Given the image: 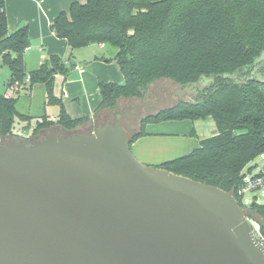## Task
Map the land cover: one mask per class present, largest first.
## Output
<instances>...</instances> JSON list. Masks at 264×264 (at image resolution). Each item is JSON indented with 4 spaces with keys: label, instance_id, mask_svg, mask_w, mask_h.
I'll return each instance as SVG.
<instances>
[{
    "label": "water",
    "instance_id": "obj_1",
    "mask_svg": "<svg viewBox=\"0 0 264 264\" xmlns=\"http://www.w3.org/2000/svg\"><path fill=\"white\" fill-rule=\"evenodd\" d=\"M174 100L159 81L89 133L0 142V264H264L231 194L131 152L140 121Z\"/></svg>",
    "mask_w": 264,
    "mask_h": 264
},
{
    "label": "trees",
    "instance_id": "obj_2",
    "mask_svg": "<svg viewBox=\"0 0 264 264\" xmlns=\"http://www.w3.org/2000/svg\"><path fill=\"white\" fill-rule=\"evenodd\" d=\"M5 1L0 0V59L10 70L8 87L44 85L45 102L59 106L54 119L35 118L29 137L58 126L70 133L89 117L72 119L53 95L57 74L65 63L51 56L26 73L23 54L29 47L28 27L8 31ZM50 30L72 49L91 45L115 49L114 61L122 84L98 83L95 113L116 110L121 99L142 100L153 83L168 80L189 100L146 116L131 142L144 135L147 122L211 121L214 133L199 140L188 154L165 161L159 168L231 194L243 171L264 154V0H81L59 12ZM17 98L0 94V139L17 137L14 126L30 125L32 117L16 110ZM264 240V203L247 211Z\"/></svg>",
    "mask_w": 264,
    "mask_h": 264
},
{
    "label": "crops",
    "instance_id": "obj_3",
    "mask_svg": "<svg viewBox=\"0 0 264 264\" xmlns=\"http://www.w3.org/2000/svg\"><path fill=\"white\" fill-rule=\"evenodd\" d=\"M4 1L8 31L13 32L19 29L22 23H28L26 25L28 27V39L33 40L35 44L40 45L39 51H44V49H46L47 54L46 56H43L39 66L42 63L48 61L51 56L59 57L61 61L65 63V66L70 65V58L73 53H75L77 50L90 47L88 46L85 48L72 50L67 46L64 40L58 39L50 30V23L52 22L53 18L59 12L66 11L63 8H60L61 1L60 3L59 0ZM73 1L77 0H71L70 3L68 2V8ZM97 46L100 48H106V46L102 45ZM28 49L29 47L26 50ZM114 55L115 51H113L111 57L102 56L100 58H96L95 61L85 64V66L72 65L71 67L76 70V72H72L69 79H67L66 76L64 77L63 90L60 95V99L63 102L65 111L72 119L89 117L90 120L86 125L81 126L73 133H89L97 128L102 118L113 115L115 110H102L98 113H95V109L100 102L98 90V83L100 81L116 84H121L124 81V77L118 65L114 61ZM79 69H81L82 72H79ZM154 84L155 83L152 85ZM175 87L177 86L175 85ZM121 100L117 102V105ZM43 115L47 114L44 113ZM57 115H55L53 118H51L49 115L47 116L49 119H54ZM153 127L154 126L152 125H146L144 128V135L130 144V148L137 159L147 165L159 166L165 161L188 154L191 150L199 145L198 141L197 146L191 148L194 146V144L189 143L187 139L164 140L163 138H160L162 135L160 132L151 131ZM45 133H50V135L53 136H69L70 134L58 126H53L50 128V130H43L40 132V135ZM14 138L19 137L17 136Z\"/></svg>",
    "mask_w": 264,
    "mask_h": 264
},
{
    "label": "rangeland",
    "instance_id": "obj_4",
    "mask_svg": "<svg viewBox=\"0 0 264 264\" xmlns=\"http://www.w3.org/2000/svg\"><path fill=\"white\" fill-rule=\"evenodd\" d=\"M60 1V8H63L67 12L68 4L71 0H59V3ZM27 24L28 23H22L21 27ZM29 43V49L26 50L23 54V62L25 64V70L27 74L28 72L37 69L42 61L43 56H46L47 54L46 49H44V51H39L40 45L35 44L33 40L29 39ZM113 51H115V49L112 47L106 46V48H100L97 45H92L86 49L77 50L75 53L72 54L70 58V65L66 66L68 69V73L66 75L67 79L70 78V74L72 72H76V70L71 67L72 65L85 66V64H89L95 61L96 58H100L102 56L111 57ZM9 78L10 70L8 66L4 64L0 59V94H2L4 90L8 87ZM63 83L64 76L61 74H57L54 80L53 88V95L57 98H60V95L63 90ZM14 96L17 98L15 106L16 110L21 114L31 116L32 120L30 122V125L26 128H21V123H17L14 126V132L19 138L13 137L7 139H0V142L4 144L11 142H22L25 144H32L41 138H46L50 136V133H45L41 135L39 133L34 137H29L35 125L36 120H34V117L36 118L46 113L51 118H53L59 112V106H57L55 103H45L46 90L44 85L41 83H36L30 86L29 82H25L24 88L16 92ZM190 97L191 93L189 90H185L182 92L177 87H175V100L170 106H173L179 100H189ZM146 125L154 126L151 131L160 132V134H162L160 138H163L164 140L187 139L189 143L194 144V146L191 148L197 146L199 140L211 136L215 131L213 123L208 120L198 122H190L189 120L161 121L157 123L147 122L145 123L144 128L146 127ZM130 150L132 152L131 148ZM134 157L137 159L135 155ZM248 167H253V170L256 172L259 168L264 167V160H262L261 157H257L249 163ZM259 201L260 203H264V199H260Z\"/></svg>",
    "mask_w": 264,
    "mask_h": 264
},
{
    "label": "built area",
    "instance_id": "obj_5",
    "mask_svg": "<svg viewBox=\"0 0 264 264\" xmlns=\"http://www.w3.org/2000/svg\"><path fill=\"white\" fill-rule=\"evenodd\" d=\"M79 72H82V70L79 69ZM25 82H28V78H25L22 85L16 83L7 87L3 93L4 97L6 99L15 97L14 94L24 88ZM259 157L264 160V154ZM250 168L252 169L248 170L245 168L243 171L242 185L236 190V195L241 204L239 207L246 215L255 238L264 246V240L260 235L258 223L247 213L251 204H262L259 200L264 199V167L259 168L256 172L253 170V167Z\"/></svg>",
    "mask_w": 264,
    "mask_h": 264
},
{
    "label": "flooded vegetation",
    "instance_id": "obj_6",
    "mask_svg": "<svg viewBox=\"0 0 264 264\" xmlns=\"http://www.w3.org/2000/svg\"><path fill=\"white\" fill-rule=\"evenodd\" d=\"M134 122V120H136V119H134V118H129V119H124V120H122V126L124 127V129L127 131H130V129H129V126L132 124V121ZM125 121H128L129 123L127 124V126L125 125ZM136 122V121H135ZM135 129V128H134Z\"/></svg>",
    "mask_w": 264,
    "mask_h": 264
}]
</instances>
